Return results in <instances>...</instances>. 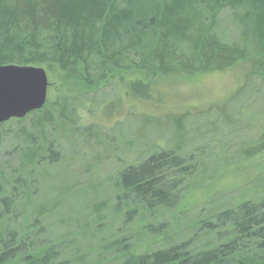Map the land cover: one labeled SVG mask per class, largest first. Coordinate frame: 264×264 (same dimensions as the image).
<instances>
[{"label": "trees", "instance_id": "16d2710c", "mask_svg": "<svg viewBox=\"0 0 264 264\" xmlns=\"http://www.w3.org/2000/svg\"><path fill=\"white\" fill-rule=\"evenodd\" d=\"M224 11L241 29V46L219 34ZM248 62L256 65L246 84L264 88V0H0V66L40 67L65 87L53 103L0 129V264H264V189L245 190L221 209L195 201L202 174L210 171L216 184L256 148L201 172L199 151L160 149L121 168L109 199L88 208L80 200L78 217L60 215V200L46 202L42 189L63 156L45 127L70 135L86 129L74 109L65 110L70 95L124 82L147 93L159 79ZM48 105L68 117L55 118ZM13 133L3 151L1 136ZM156 218L162 222L153 226Z\"/></svg>", "mask_w": 264, "mask_h": 264}, {"label": "rangeland", "instance_id": "374dc122", "mask_svg": "<svg viewBox=\"0 0 264 264\" xmlns=\"http://www.w3.org/2000/svg\"><path fill=\"white\" fill-rule=\"evenodd\" d=\"M218 31L224 40L241 46L238 23L229 11L220 15ZM255 65L248 62L190 78L176 74L157 80L147 93L130 92L124 82L78 98L70 95L73 100L66 103L65 110L74 109L77 124L86 129L70 135L45 127L48 139L63 153L62 160L49 169L50 176L42 179L46 202L60 200V215L78 217L80 200H88L84 204L88 208L109 199L121 168L139 164L164 148L199 151L202 156L194 164L200 172L214 170L223 166L224 160L238 159L241 151L256 148L255 157L240 160L241 168L232 166L216 184L207 178L210 171L202 174L203 188L196 191L200 194L195 201L221 209L245 190L251 196L260 194L264 189V88L258 82L246 84ZM47 80V102L53 103L65 87L60 90L54 75L47 73ZM68 113L59 111L55 118L68 117ZM52 123L58 126L57 121ZM41 127L37 125L31 134ZM16 135L1 136L3 151ZM218 152H222L219 157L213 155ZM185 234L190 238L192 233Z\"/></svg>", "mask_w": 264, "mask_h": 264}, {"label": "water", "instance_id": "95a60500", "mask_svg": "<svg viewBox=\"0 0 264 264\" xmlns=\"http://www.w3.org/2000/svg\"><path fill=\"white\" fill-rule=\"evenodd\" d=\"M48 81L42 68L0 66V128L10 120H22L46 103Z\"/></svg>", "mask_w": 264, "mask_h": 264}, {"label": "bare ground", "instance_id": "6f19581e", "mask_svg": "<svg viewBox=\"0 0 264 264\" xmlns=\"http://www.w3.org/2000/svg\"><path fill=\"white\" fill-rule=\"evenodd\" d=\"M234 18V17H233ZM238 31L240 32L241 31V29H238ZM249 48H251L252 49V47L250 46ZM251 51V50H250ZM50 111L52 112V113H55V114H57L58 112H59V109L58 108H56V107H51L50 108ZM220 115H222L221 114V112H218ZM224 116V115H223ZM51 117H52V115H51ZM164 149H167V148H164ZM160 149H157L155 152H157V151H159ZM163 150V149H162ZM190 152H192V151H190ZM154 153V152H153ZM166 204H168V202H166ZM170 205H168V206H166V207H169ZM171 215H165L164 217H163V219L162 220H165L166 222H171L170 221V219H171ZM150 222V224H153V226H155L156 224L155 223H157V225L159 224V223H161L162 221L159 219V218H156V219H154L153 221H149ZM164 230V229H163ZM167 237V236H166ZM197 243V240H194V239H192V241H191V245H190V248H193V245H195Z\"/></svg>", "mask_w": 264, "mask_h": 264}]
</instances>
